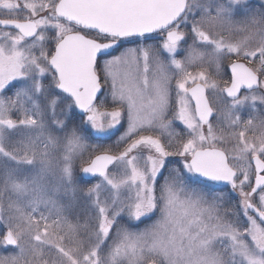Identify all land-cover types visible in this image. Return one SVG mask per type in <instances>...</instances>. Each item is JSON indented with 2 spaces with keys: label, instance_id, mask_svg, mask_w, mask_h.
<instances>
[{
  "label": "snow or ice",
  "instance_id": "6c2138e0",
  "mask_svg": "<svg viewBox=\"0 0 264 264\" xmlns=\"http://www.w3.org/2000/svg\"><path fill=\"white\" fill-rule=\"evenodd\" d=\"M0 248L264 264V2L0 0Z\"/></svg>",
  "mask_w": 264,
  "mask_h": 264
},
{
  "label": "rangeland",
  "instance_id": "374dc122",
  "mask_svg": "<svg viewBox=\"0 0 264 264\" xmlns=\"http://www.w3.org/2000/svg\"><path fill=\"white\" fill-rule=\"evenodd\" d=\"M257 4H259L260 2H264V0H256ZM183 53H181V57H183ZM225 63V62H224ZM190 70L192 71H196L198 70L197 68L193 67L191 68ZM211 71V69H210ZM106 107L110 110L111 108V105H106ZM114 131V130H113ZM123 129H121V132H117L115 135H108V134H99L98 136L96 137H90L89 138V143L93 144V145H101L103 147H109V146H112L113 149L115 150V144H116V141L119 137V135L122 133ZM88 156H89V152H85L84 153V156H83V160H87L88 159ZM83 160L81 159H77L74 163V167H75V170H76V175H77V178L79 179L80 178V174H79V169L80 167L82 166L83 164ZM96 180H93L91 182H85V181H82L83 185L84 186H90L92 183H95ZM12 249L9 248L7 251H5L4 249L0 248V253H4V254H8V252H11Z\"/></svg>",
  "mask_w": 264,
  "mask_h": 264
},
{
  "label": "flooded vegetation",
  "instance_id": "af4514ba",
  "mask_svg": "<svg viewBox=\"0 0 264 264\" xmlns=\"http://www.w3.org/2000/svg\"><path fill=\"white\" fill-rule=\"evenodd\" d=\"M261 3V2H260ZM257 5H259V4H257ZM178 59H183V57H181V56H178L177 57ZM229 63V61H225V63H224V68H225V72H229L230 73V69H227V67H226V65ZM225 78H227V76H225ZM99 99H104V95L103 94H99ZM145 134H148V133H145ZM170 159H173V160H179L180 158L179 157H172V158H170Z\"/></svg>",
  "mask_w": 264,
  "mask_h": 264
},
{
  "label": "water",
  "instance_id": "95a60500",
  "mask_svg": "<svg viewBox=\"0 0 264 264\" xmlns=\"http://www.w3.org/2000/svg\"><path fill=\"white\" fill-rule=\"evenodd\" d=\"M80 175L82 176L83 174H82V173H80ZM85 180H91V179L85 178Z\"/></svg>",
  "mask_w": 264,
  "mask_h": 264
}]
</instances>
